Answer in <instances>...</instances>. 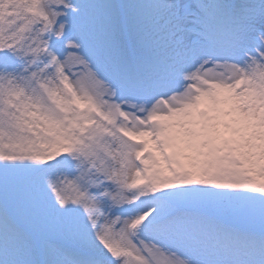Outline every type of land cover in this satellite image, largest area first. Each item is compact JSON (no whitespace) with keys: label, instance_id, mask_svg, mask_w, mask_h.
Segmentation results:
<instances>
[{"label":"snow or ice","instance_id":"obj_1","mask_svg":"<svg viewBox=\"0 0 264 264\" xmlns=\"http://www.w3.org/2000/svg\"><path fill=\"white\" fill-rule=\"evenodd\" d=\"M0 264H264V0H0Z\"/></svg>","mask_w":264,"mask_h":264}]
</instances>
